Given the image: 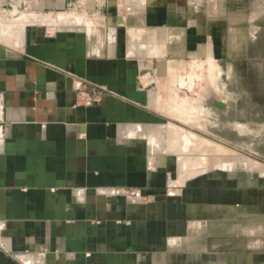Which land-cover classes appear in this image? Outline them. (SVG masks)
<instances>
[{"label": "crops", "instance_id": "obj_1", "mask_svg": "<svg viewBox=\"0 0 264 264\" xmlns=\"http://www.w3.org/2000/svg\"><path fill=\"white\" fill-rule=\"evenodd\" d=\"M8 6L0 264H264V184L171 183L160 152L168 80L264 45V0Z\"/></svg>", "mask_w": 264, "mask_h": 264}, {"label": "rangeland", "instance_id": "obj_2", "mask_svg": "<svg viewBox=\"0 0 264 264\" xmlns=\"http://www.w3.org/2000/svg\"><path fill=\"white\" fill-rule=\"evenodd\" d=\"M1 9L0 37L16 40L28 16L15 14L11 6ZM176 72L164 97L171 108L160 146L167 181L212 177L264 184V45L235 60L196 61Z\"/></svg>", "mask_w": 264, "mask_h": 264}, {"label": "built area", "instance_id": "obj_3", "mask_svg": "<svg viewBox=\"0 0 264 264\" xmlns=\"http://www.w3.org/2000/svg\"><path fill=\"white\" fill-rule=\"evenodd\" d=\"M11 10L14 12L17 13V11L15 10L14 7L11 6ZM3 12L6 10V7H2L1 9ZM14 12V13H15ZM15 13V14H16ZM85 100L88 104H91L93 102V98L91 95H87L85 97ZM7 129H8V124L7 122L5 121V99H4V95L3 93L0 92V147L2 146L5 138H6V134H7ZM123 193L127 194V195H132V196H135V195H139V192L138 191H130V190H124Z\"/></svg>", "mask_w": 264, "mask_h": 264}]
</instances>
